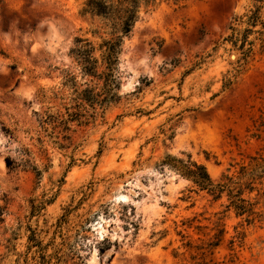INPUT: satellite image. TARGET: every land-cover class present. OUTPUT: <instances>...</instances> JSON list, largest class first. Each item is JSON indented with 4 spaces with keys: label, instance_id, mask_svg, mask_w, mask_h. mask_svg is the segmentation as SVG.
I'll list each match as a JSON object with an SVG mask.
<instances>
[{
    "label": "rangeland",
    "instance_id": "rangeland-1",
    "mask_svg": "<svg viewBox=\"0 0 264 264\" xmlns=\"http://www.w3.org/2000/svg\"><path fill=\"white\" fill-rule=\"evenodd\" d=\"M83 1L0 0V264H264V199L247 224L160 165L189 155L216 180L264 148V0L141 12L104 108L76 93L100 84L69 54L98 41Z\"/></svg>",
    "mask_w": 264,
    "mask_h": 264
},
{
    "label": "trees",
    "instance_id": "trees-1",
    "mask_svg": "<svg viewBox=\"0 0 264 264\" xmlns=\"http://www.w3.org/2000/svg\"><path fill=\"white\" fill-rule=\"evenodd\" d=\"M161 0H84L79 13L99 19V27L91 31L98 37L93 44L88 38L75 37L69 54L73 57L82 76L89 82L99 84L95 91L91 86H85L76 91L77 95L92 106L102 107L114 102L119 95L118 65L122 52L123 39L140 18L141 12L150 11ZM234 33V28L231 27ZM231 41L232 37L230 36ZM236 37V36H235ZM236 41L233 40V42ZM243 39L240 44L244 45ZM250 51V48L246 52ZM66 84L74 85L72 75L66 73ZM26 161L21 164L26 165ZM20 163L5 158V166L12 170ZM162 167H167L180 177L191 182L195 191H203L213 201L225 198L223 212L232 211L236 217L244 218L247 224L259 221L263 217L260 204L264 199V148L256 155L250 156L247 163L236 164L237 169L230 173L229 168L222 172L218 179L213 180L205 165L192 160L166 154L161 161ZM223 216L215 222L213 240L198 249H205L208 254L220 244L224 234L221 222ZM189 246V242H186ZM197 264V263H196ZM214 264V263H213Z\"/></svg>",
    "mask_w": 264,
    "mask_h": 264
},
{
    "label": "bare ground",
    "instance_id": "bare-ground-1",
    "mask_svg": "<svg viewBox=\"0 0 264 264\" xmlns=\"http://www.w3.org/2000/svg\"><path fill=\"white\" fill-rule=\"evenodd\" d=\"M52 27H53V26H52ZM53 29H55V28L53 27ZM51 33L55 34V33H56V30H54V31L52 32V29H51V26H50L48 30L38 32V33H37V38H38L39 40H41V39H43L44 37H48Z\"/></svg>",
    "mask_w": 264,
    "mask_h": 264
}]
</instances>
